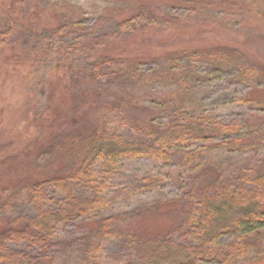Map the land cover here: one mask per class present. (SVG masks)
I'll return each mask as SVG.
<instances>
[{"label":"rangeland","instance_id":"374dc122","mask_svg":"<svg viewBox=\"0 0 264 264\" xmlns=\"http://www.w3.org/2000/svg\"><path fill=\"white\" fill-rule=\"evenodd\" d=\"M136 15L142 20H127ZM125 20L129 34L121 30ZM0 32V236L38 206L21 186L64 168L61 140L77 125L100 118L101 107L80 99V88L91 83L77 76L102 56L131 64L137 73L161 72L156 81L130 86L138 106L157 110L166 96L175 99L188 88L196 113L235 122L240 128L230 138L241 142L236 148L199 141L183 145L180 149L197 154L188 163L179 156L169 161L122 157L105 175L99 173L100 162L95 163L109 201L97 217L121 216L127 218L125 230L151 238L171 234L180 242L173 231L186 193L209 178L230 182L241 175L250 180L264 170V77L233 81L235 67H215L188 53L227 46L264 65V0H0ZM174 51L182 55L168 63L166 57ZM186 69L197 76L180 79L178 72ZM73 77L76 98L70 88ZM100 80L103 84L104 77ZM153 121L163 123L165 117L155 114ZM113 128L130 132L119 121H113ZM84 232L74 221L55 223L53 238L63 242L65 253L38 264H82ZM232 241L233 234L218 240ZM257 243L226 264H262L264 234ZM8 248L36 252L25 241H8ZM94 258L89 264H141L113 237L100 241Z\"/></svg>","mask_w":264,"mask_h":264},{"label":"trees","instance_id":"16d2710c","mask_svg":"<svg viewBox=\"0 0 264 264\" xmlns=\"http://www.w3.org/2000/svg\"><path fill=\"white\" fill-rule=\"evenodd\" d=\"M127 20L142 19L136 15ZM128 21L120 24L125 34L131 33L127 30ZM3 37L0 32V46ZM181 52L169 53L167 62L180 58ZM188 53L193 59L208 61L215 67H235L237 73L233 81L248 83L255 77H264V65L252 63L236 48L215 46ZM133 68L131 64L102 56L89 69L78 73V78H87L91 83L89 87L80 88V99L95 108L101 107V116L91 124L77 125L61 140L59 152L67 163L64 168L20 187L21 191L27 190L29 198L37 201L38 206L32 216H19L11 222L10 229L0 236V264H38L60 257L59 253H65L63 242L53 238V225L61 221H74L85 231V241L79 250L82 264L94 262L100 241L111 237L120 241L127 256H134L141 264L209 261L226 264L241 257L246 248L260 244L257 242L264 234V170L250 180L239 178L241 175L230 182L209 178L203 186L196 187L194 193H186L180 203V221L173 231L180 242L171 234L151 238L125 230L127 218L121 216H96L108 207L109 201L103 193L104 183L100 180L103 176L98 178L94 172L95 163L100 162L99 173L105 175L114 171L122 157L169 161L179 156L181 162L188 163L195 161L197 154L180 149L183 145L199 141L208 147L215 144L236 148L241 142L236 137L230 138L240 128L235 122L227 123L196 113V103L188 88L177 92L175 99L166 96L157 110L138 106L137 96L129 91L130 86L156 81L161 72L153 69L149 73H137ZM194 76L197 74L193 70L178 72L180 79H194ZM101 77H104L103 84ZM72 79L71 94L76 98L73 88L76 81ZM155 114L165 117V121L154 122ZM113 121L123 123L130 132L125 135L115 130ZM216 138L222 139L215 142ZM224 234H233V241L219 243ZM8 241H25L36 252L11 250Z\"/></svg>","mask_w":264,"mask_h":264}]
</instances>
